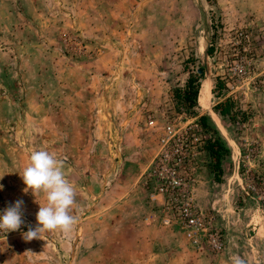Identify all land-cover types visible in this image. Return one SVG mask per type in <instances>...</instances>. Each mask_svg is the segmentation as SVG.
<instances>
[{
  "label": "rangeland",
  "instance_id": "1",
  "mask_svg": "<svg viewBox=\"0 0 264 264\" xmlns=\"http://www.w3.org/2000/svg\"><path fill=\"white\" fill-rule=\"evenodd\" d=\"M196 65L186 111L171 90ZM224 98L230 121L212 111ZM201 114L230 147L215 181L196 145V204L216 215V254L163 225L144 184L163 126ZM263 133L264 0H0V213L20 199L25 220L0 237V264H264V205L242 187L264 172ZM33 150L63 162L77 222L25 241L46 203L23 191Z\"/></svg>",
  "mask_w": 264,
  "mask_h": 264
},
{
  "label": "built area",
  "instance_id": "2",
  "mask_svg": "<svg viewBox=\"0 0 264 264\" xmlns=\"http://www.w3.org/2000/svg\"><path fill=\"white\" fill-rule=\"evenodd\" d=\"M204 138L201 127L194 120L177 129L164 125L158 140V152L146 170L144 184L154 181L148 198L164 210L163 225L178 223L191 246L216 254L224 247L221 231L215 225L216 215L197 206L194 187L196 145ZM247 174L242 187L264 205V172ZM7 233L0 232V237Z\"/></svg>",
  "mask_w": 264,
  "mask_h": 264
},
{
  "label": "clouds",
  "instance_id": "3",
  "mask_svg": "<svg viewBox=\"0 0 264 264\" xmlns=\"http://www.w3.org/2000/svg\"><path fill=\"white\" fill-rule=\"evenodd\" d=\"M25 188V193H45L46 203L39 204V209L35 215L36 227H29L28 231L22 233L25 241L40 238V234L45 231L60 229L70 231L77 222V218L70 215L75 200V189L65 178L63 162L46 150H33L29 157V163L20 175ZM3 175H0V179ZM0 184V190L3 189ZM23 200H16L0 213V232L19 231L21 225L25 223ZM235 264H243L237 259Z\"/></svg>",
  "mask_w": 264,
  "mask_h": 264
},
{
  "label": "trees",
  "instance_id": "4",
  "mask_svg": "<svg viewBox=\"0 0 264 264\" xmlns=\"http://www.w3.org/2000/svg\"><path fill=\"white\" fill-rule=\"evenodd\" d=\"M211 51L212 46H207L205 48L206 54L211 53ZM203 73V67L201 65H196L193 72H188L182 86H174L172 88V98L177 107L183 108L186 111H191L195 106L199 90V79L202 77ZM215 83L218 85L216 87L220 89V82L216 80ZM232 107V101L229 98H224L212 106V111L220 118H226L230 121L234 119ZM196 120L202 131L206 134L201 144V149L207 156L205 167L207 171L212 174L213 179L217 181L222 173V160L230 156V147L221 138L210 116L201 114L197 116Z\"/></svg>",
  "mask_w": 264,
  "mask_h": 264
},
{
  "label": "crops",
  "instance_id": "5",
  "mask_svg": "<svg viewBox=\"0 0 264 264\" xmlns=\"http://www.w3.org/2000/svg\"><path fill=\"white\" fill-rule=\"evenodd\" d=\"M263 125H260V127H262ZM264 134V133H263ZM261 152H262V157L264 159V146H262V149H261ZM238 176L236 177V179L238 180ZM198 201H199V198H198Z\"/></svg>",
  "mask_w": 264,
  "mask_h": 264
},
{
  "label": "bare ground",
  "instance_id": "6",
  "mask_svg": "<svg viewBox=\"0 0 264 264\" xmlns=\"http://www.w3.org/2000/svg\"><path fill=\"white\" fill-rule=\"evenodd\" d=\"M199 99H200V101H203L204 102L203 94L202 95L199 94Z\"/></svg>",
  "mask_w": 264,
  "mask_h": 264
}]
</instances>
